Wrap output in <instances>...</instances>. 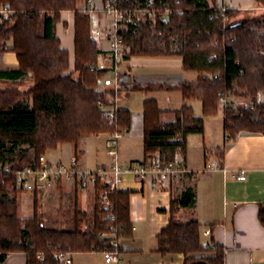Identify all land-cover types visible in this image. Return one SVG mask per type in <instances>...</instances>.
<instances>
[{"label":"trees","instance_id":"obj_1","mask_svg":"<svg viewBox=\"0 0 264 264\" xmlns=\"http://www.w3.org/2000/svg\"><path fill=\"white\" fill-rule=\"evenodd\" d=\"M78 1L0 0V5H8L13 11L0 22V53L10 50L18 62L17 69L0 71V79L9 81L13 88L0 90V164L10 165L13 171L27 166L36 168L39 156L60 144L76 146L84 137L129 128L127 110L117 109L111 122L102 116L98 105H114L113 90L96 89L106 70H96L100 51L90 36L88 14L76 10ZM149 1L120 0L122 6L156 12L153 20L145 16L144 22L124 34L129 48L126 57L180 56L183 69L195 72L197 78L175 89L184 102L198 101L205 117L217 114L219 93L247 97L256 103L258 93L264 92V15L259 19L232 21L236 14L233 10L222 13L207 0H152L148 6ZM256 2L264 7V0ZM63 11L74 12L72 69L68 53L60 47L55 35ZM8 41L12 42L10 48ZM92 67L95 69L91 70ZM27 85L26 90H21ZM154 88L160 89L148 86L134 90ZM142 106L143 161L156 153L162 161L173 163L177 150L184 149L188 135L203 134L202 118H195L187 104L181 106L172 124H161L162 112L154 100H147ZM223 112L224 130L232 138L239 132L264 135V102L253 109L245 106ZM223 155L224 149L214 150L219 166ZM14 183L15 176L11 174L5 175L4 183L0 184V262L7 254L20 253L25 264H57L53 259L56 252L118 251L112 242L132 236L128 192L109 191L107 185L96 183L95 201L100 193L106 194L114 219L110 220L109 213L96 201L91 223L82 230L86 213L75 202L72 227L61 229L48 226L41 219L36 206L37 193L33 195L32 217L19 219L16 195L21 191L14 188ZM195 202L192 188L186 189L178 201H171L170 222L157 236L156 251L162 255L180 253L184 264H224L220 245H215L213 257H188L190 253L210 250L200 242L197 221H175L179 209L192 208ZM259 221L264 225V209L259 211Z\"/></svg>","mask_w":264,"mask_h":264},{"label":"crops","instance_id":"obj_2","mask_svg":"<svg viewBox=\"0 0 264 264\" xmlns=\"http://www.w3.org/2000/svg\"><path fill=\"white\" fill-rule=\"evenodd\" d=\"M210 6L218 9L228 7L244 18L264 15V7L258 6L256 0H207ZM102 0H94L93 10H88L86 0L77 3L76 10L80 14H88L90 18V36L96 28L107 24L106 16L101 11ZM93 26H95L93 30ZM55 35L60 47L68 53L69 68L74 64V12L63 11L55 26ZM99 49L97 67L106 70L98 82L96 89L108 91L118 89L114 105L115 109L127 110L130 114L129 128L122 132L117 142V157L122 163L143 161V103L154 100L157 103L161 124L175 122L176 113L183 104L193 109L195 118V101L184 102L179 88L185 82L195 81L197 74L186 71L182 67V58L178 55L168 56H127L119 65L116 76L111 71L108 57V41L93 38ZM7 47L12 45L8 41ZM18 62L12 51L0 53V71L17 69ZM148 86L160 87L150 91ZM9 81L0 79V90L9 89ZM165 87V88H164ZM168 88L169 90H167ZM122 91V92H121ZM121 92V93H120ZM136 96H139L137 100ZM247 99V97L245 98ZM112 99L109 101L111 102ZM256 101L264 102V92L258 93ZM211 116V118H215ZM224 119V116H223ZM223 119L220 130L222 137L213 142L207 135V127L203 120L202 135L192 134L186 137L183 150H177L175 163H180L186 173L178 174L163 183H155L151 177L139 180L132 175H124L115 190L128 192L130 222L132 236L116 241L119 251L117 264H184V256L180 253L160 254L156 251L157 236L170 222L171 201H178L182 193L192 188L196 202L192 208H181L175 214L177 223L195 220L199 223V238L203 246L210 250L190 253L189 258H210L215 255V245L224 250V264H264V225L259 221V211L264 209V135L260 133L239 132L234 138L227 139ZM112 133H100L82 138L76 146L60 144L71 152L70 158L76 156L80 166L85 170H93L111 163L107 143ZM191 136H200L203 149H224L223 163L219 166L217 158L212 160L202 152L198 166L191 163ZM211 143V145H209ZM89 144L94 147L95 163L92 167L86 163ZM207 145V146H206ZM216 145V146H215ZM210 153V152H208ZM214 154V152H213ZM158 155V154H154ZM46 157V156H45ZM68 159V161L70 160ZM56 163L62 160H50ZM217 163L218 168L205 171V166ZM243 173L244 180L237 177ZM80 200L70 183H63L50 190L53 193H71ZM49 191L42 193L47 195ZM37 194V197H39ZM19 197L32 198L31 193L19 192ZM41 196V195H40ZM18 199V198H17ZM19 213H26V205H19ZM22 219V218H21ZM209 231V234H205ZM109 238H111L109 236ZM0 264H25V257L20 253L7 254ZM70 264H108L101 252L70 254ZM116 264V263H109Z\"/></svg>","mask_w":264,"mask_h":264},{"label":"built area","instance_id":"obj_3","mask_svg":"<svg viewBox=\"0 0 264 264\" xmlns=\"http://www.w3.org/2000/svg\"><path fill=\"white\" fill-rule=\"evenodd\" d=\"M149 1L148 6L151 5ZM88 10L92 11L94 6V0H86ZM221 12L224 13L228 10V7H222ZM101 11L109 19V22L105 28H96L92 31L91 38L103 37L108 41V57L111 62V71L115 76L118 71V67L124 60L129 52V48L124 42V34L129 28H136L141 22L145 21V16L149 19H154L156 12L149 9H142L140 7L122 6L120 0H102ZM13 14V11L8 5H0V22L6 20ZM95 69L92 67L91 70ZM96 70H103L97 67ZM217 76H214L216 78ZM218 104L225 109H235L239 107L249 106L253 109L256 103L251 101L246 102L245 98L235 96H223L218 94ZM242 105V106H241ZM99 108L102 112V116L109 122L114 120L115 111L114 107L105 106L99 103ZM122 132L116 131L112 133L107 146L108 155L111 158V163L107 166H99L93 170H85L80 166L79 160L76 156L70 158L68 162H49L45 155H41L38 158L37 167L30 166L24 167L19 171H13L10 165L0 164V184L4 183L5 175H14L15 183L14 188L21 192L40 194L52 189L57 188L63 183H70L78 194L87 193L88 191H94L95 184L100 186H108V190L112 191L121 182L124 175L135 176L139 180H144L147 177H151L157 184L170 180L172 177L186 173V169L180 163H167L162 161L158 155H153L151 158L135 162V163H122L117 157V142L121 137ZM227 139L231 138V135L227 133ZM218 168L217 163H210L205 166V171ZM239 180H244L245 176L241 173L238 177ZM20 192V193H21ZM99 203L108 213L112 210V205L109 202L106 194H99ZM109 219L113 220L114 217L109 213ZM205 234H209L206 231ZM113 236V235H112ZM112 246L117 248L116 241L112 242ZM104 261L106 263H118L119 251L116 249L110 251L101 252ZM41 258V256H38ZM53 259L57 264H70L69 252H56L53 255Z\"/></svg>","mask_w":264,"mask_h":264},{"label":"rangeland","instance_id":"obj_4","mask_svg":"<svg viewBox=\"0 0 264 264\" xmlns=\"http://www.w3.org/2000/svg\"><path fill=\"white\" fill-rule=\"evenodd\" d=\"M260 17L261 16L244 18V17L235 15L234 17H232L231 20L239 21V19H253V18L259 19ZM162 19L166 20V16H163ZM106 21L108 23L109 19L106 18ZM104 25L106 26L107 24H104ZM105 26L101 28H105ZM94 27L95 26H93V30L95 29ZM28 87H29L28 85L25 87H22L21 90H26ZM9 89H13V88L11 87ZM108 91H111V90H108ZM117 92H118V89L115 88L113 90V97H112L114 100H115ZM107 97L109 101L112 99L110 95H107ZM134 98L138 100L139 96H136ZM248 101L249 99L247 98L246 102L248 103ZM194 107H195V116L198 118H202L204 120V123L206 124L207 135L209 136V138H211L213 142H219L222 137V133L220 130V125H221L220 123L223 119V116H225L222 107L219 105L218 112L216 114L217 117L215 118H211V116H207V117L203 116L201 113V105L198 101L194 102ZM209 145H211V143ZM88 148L89 149H87V152H86L87 154L86 163H88L89 167H92L95 163V158L93 157L94 147L91 146V144H89ZM190 149H191L190 158H191V163L193 164V166H198V164L201 162L200 154H202V152L205 153L206 156H208L210 160H212V158L214 157L213 152L215 149L213 150L208 149V148L203 149L200 136H191ZM45 156L50 160L60 159L62 160L63 163H65V162H68V159L71 156V152L65 149V147H61L58 145L56 149L47 151L45 153ZM40 195H38L39 197L36 198V206L38 208V214L40 215L41 219L45 222L46 225L48 226L55 225L61 229H70L72 227L73 207H74L75 202L78 208L80 209V211H83L84 213H86V217L84 218L81 229L82 230L87 229L89 224L91 223V212L93 210L94 204L96 203V201L98 202V200L95 201L96 195L94 194V191H91V190L88 191L87 193H82L81 195L83 196L80 200H78L79 198L76 195H74L72 191L71 193H68V194L61 193V192L59 193L50 192L47 195H42V193H40ZM16 199L18 202V208L20 204L26 205L27 211H28L26 213H23V212L19 213L18 211L19 219L22 218L21 220H23V219L31 218L33 215V203H34L33 197L26 198V197H19L16 195ZM109 236L113 238L112 235H108V237Z\"/></svg>","mask_w":264,"mask_h":264}]
</instances>
